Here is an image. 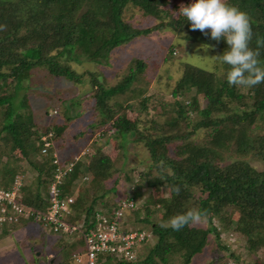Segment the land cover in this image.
<instances>
[{
    "label": "trees",
    "instance_id": "trees-1",
    "mask_svg": "<svg viewBox=\"0 0 264 264\" xmlns=\"http://www.w3.org/2000/svg\"><path fill=\"white\" fill-rule=\"evenodd\" d=\"M162 2L164 0H0V142L6 149L2 154L8 156L18 150L24 164L35 173L33 191H28L24 180L20 187L24 205L47 208L46 187L53 169L49 156L40 154L41 134L32 129L35 121L31 110L25 95L19 94L21 89L24 90L21 83L24 71L37 65H47L53 75L79 79L74 71L59 64L55 56L50 54L51 50L61 48L69 51L78 45L90 51L89 58L99 61L106 59L116 46L129 42L137 35L161 28L164 24L173 28L185 27L188 40L212 45L219 49L220 54L227 47L223 40L218 42L202 34L199 29H190V22L183 16L140 28H133L121 16L129 3L144 13L159 15ZM227 3L248 15L252 31L249 47L259 50L258 60L264 66V0H228ZM204 32H209V29L206 28ZM258 40L261 41L259 45ZM92 44L95 47L92 48ZM142 67V62L137 59L136 68L131 67L119 83L109 87L103 86L96 76L91 75L95 104L101 112L100 123L111 121L115 132L122 136L130 133L137 134L134 135L137 138H146L159 175L157 178L167 183L171 196L161 199L163 216L149 224L155 242L150 245L147 244L149 240L146 241L143 246L148 247L146 251H141L137 260L103 255L99 264H170L174 255L181 256L185 263H189L190 258L205 245L211 230L190 226V223L179 230L169 226L171 218L191 211L186 205L191 195L186 186H194L200 191L196 195L197 210L209 220L214 215L228 218L232 210L239 211L236 228L246 235L250 248L255 247L264 232V171L252 169L246 162L239 160L228 164L219 161L222 151L229 148L240 155L251 154L264 160V135H252L243 127L247 118L264 112V91L258 92L260 87H264V82L251 87L255 92L250 97L251 103L245 105L247 108L250 106L249 109L246 108L240 115L235 110V114H219L215 120H210L208 118L213 111H229L228 103L235 98H244V95L236 93V85L226 82L224 73L229 66L223 65V79L218 80L214 72L188 65L178 80L181 87L176 84L172 93L176 96L179 89L186 92L192 89L189 99L186 102L176 101V115L167 123H154L151 126L152 121L139 119L145 104H141L133 120L127 119L125 115L113 114L114 108L107 106L109 99L128 88ZM198 95L205 98L202 108L198 105ZM191 112L202 114L205 118L191 123ZM54 113L56 111L51 114ZM48 116H51L50 112ZM196 126L206 129L209 139L205 143L199 141L200 136L194 137ZM150 128L154 133L144 132ZM58 129V123L51 122L44 132L52 131L56 140L61 133ZM191 133L193 137L189 136ZM228 139L231 142L226 141ZM159 161L169 164V173L162 169ZM0 165V185L9 187L18 165L13 162ZM110 167L111 157L99 148H95L91 154L78 156L72 170L59 184L62 193L74 196L73 214L68 218L70 222L83 220V227L91 229V218L95 211L109 210L114 206L115 201L109 204L104 199L105 192L102 195L97 193L102 188L114 189L115 185L106 188L102 185L111 174ZM84 176L87 178L83 179ZM77 244L73 243L69 255L56 264H72L71 255L75 248H83L81 237Z\"/></svg>",
    "mask_w": 264,
    "mask_h": 264
},
{
    "label": "rangeland",
    "instance_id": "rangeland-1",
    "mask_svg": "<svg viewBox=\"0 0 264 264\" xmlns=\"http://www.w3.org/2000/svg\"><path fill=\"white\" fill-rule=\"evenodd\" d=\"M189 2L190 0H164L160 5L159 15L144 13L129 3L122 10L121 16L130 22L133 28L147 27L180 18L176 10L180 5H187ZM94 45L92 44V48ZM206 45L188 40L185 27L173 28L164 24L161 28L137 35L129 42L116 46L106 59L99 61L89 58L90 51L78 45L69 51L56 48L51 50L50 54L55 56L60 65L68 67L80 78L56 76L49 72L47 65H37L24 71L21 77L24 90L21 89L19 94L26 97L35 121L33 130L42 133L48 127V123H58V130L61 133L55 144L62 158L82 157L91 154L95 148L111 157V174L102 185L104 188L112 185L115 187L111 190L102 188L97 193L102 195L105 192L104 199L111 204L131 192V196L138 201L139 208L136 212H131L129 219L136 225L151 229L149 224L157 222L163 216L161 199L169 198L171 189L163 179L157 178L159 175L146 138H137L134 136L137 134L130 133L122 136L115 132L111 121L100 123L102 117L95 104L91 75L96 76L103 86L109 87L119 83L129 73L131 67L136 68V60L140 59L142 69L136 73V77L125 91L107 101V106L114 108L113 114L125 115L127 119L133 120L137 117L136 112L141 104H145L140 111L139 119L152 121L151 126L154 123L164 124L175 117V110L178 108L176 101L186 102L193 92L192 89L187 92L179 89L176 96L172 93L176 84L181 87L178 80L183 72H186L188 65L212 71L216 79H223V65L219 60L214 62L210 58L220 54L219 49L215 47L204 49ZM236 89V93L244 95V98L233 99L228 103L229 111L215 110L208 119L215 120L219 114L228 115L235 110L236 114L240 115L247 108L245 105L251 103L250 97L255 91L249 86L241 85H236ZM260 91H264V87H260L258 92ZM198 102L200 108L205 106L203 96L198 95ZM52 111L56 113L53 115ZM202 118H205L202 114L189 113L191 123ZM243 127L252 135H264V112L247 118L243 122ZM151 129L144 132L154 133ZM205 130L203 126H196L194 130V137L200 136L198 139L203 143L209 139ZM189 136L193 137V133ZM232 149L222 151L219 163L228 164L239 160L246 162L252 169L264 171V160L251 154L240 155ZM5 150L4 144L0 142V163L13 162L18 165L16 173L22 175L28 191H33L35 173L24 164L18 150L8 156L2 154ZM158 164L164 171L170 172L168 163L161 164L159 161ZM186 190L191 193L186 202L187 207L197 210L196 195L200 191L194 186H186ZM238 220L239 211L234 209L228 218L214 215L209 220L201 216L199 222L190 223V226H201L211 230L206 243L190 258L189 263H185L181 256L174 255L170 264H214L224 259H232L237 264H264V232L256 241L257 245L250 248L246 235L236 228ZM155 240V236H152L147 244L152 245ZM75 241L74 245H78L77 235L46 234L39 224L29 220L7 226L4 234L0 236V264H56L69 255ZM147 247L143 246L142 250L146 251ZM81 248L82 246H78L75 251Z\"/></svg>",
    "mask_w": 264,
    "mask_h": 264
},
{
    "label": "built area",
    "instance_id": "built-area-1",
    "mask_svg": "<svg viewBox=\"0 0 264 264\" xmlns=\"http://www.w3.org/2000/svg\"><path fill=\"white\" fill-rule=\"evenodd\" d=\"M40 134V154L49 156L53 165L52 175L46 187L47 208L23 204L20 192L23 177L16 173L9 187L0 185V235L7 226L29 220L39 224L46 234L59 233L77 235L78 240L82 238L83 248L72 253V264H99L103 255H117L128 261L137 260L143 244L151 240L152 234L150 229L136 225L129 219L131 212L139 208L138 201L131 196L132 193L129 192L115 201L109 210H96L91 218V229L86 230L83 227V220L70 222L68 218L73 214L74 196L62 193L59 184L72 170L78 157L73 160L63 159L56 148L53 132ZM86 178L87 176L83 177ZM214 264L237 263L232 259H224Z\"/></svg>",
    "mask_w": 264,
    "mask_h": 264
},
{
    "label": "clouds",
    "instance_id": "clouds-1",
    "mask_svg": "<svg viewBox=\"0 0 264 264\" xmlns=\"http://www.w3.org/2000/svg\"><path fill=\"white\" fill-rule=\"evenodd\" d=\"M178 15L189 21L190 29H199L215 41L223 40L227 47L221 54L210 58L215 62L227 65L224 73L229 85L255 86L264 82V66L260 64L259 50L249 47L252 37L248 15L236 6L227 3V0H190L187 5H180L176 10ZM209 32L205 33V29ZM261 41H257L259 45ZM213 47L206 45L204 49ZM201 213L191 210L178 214L170 219L169 226L179 230L186 224L199 222Z\"/></svg>",
    "mask_w": 264,
    "mask_h": 264
},
{
    "label": "crops",
    "instance_id": "crops-1",
    "mask_svg": "<svg viewBox=\"0 0 264 264\" xmlns=\"http://www.w3.org/2000/svg\"><path fill=\"white\" fill-rule=\"evenodd\" d=\"M60 155H61V157H63L62 154H60ZM63 159H64V158H63Z\"/></svg>",
    "mask_w": 264,
    "mask_h": 264
}]
</instances>
